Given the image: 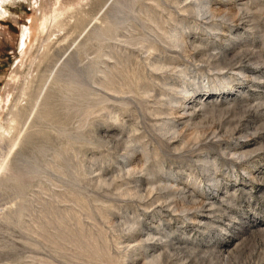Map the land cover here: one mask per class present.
Instances as JSON below:
<instances>
[{
  "label": "rangeland",
  "instance_id": "1",
  "mask_svg": "<svg viewBox=\"0 0 264 264\" xmlns=\"http://www.w3.org/2000/svg\"><path fill=\"white\" fill-rule=\"evenodd\" d=\"M0 6V264H264V0Z\"/></svg>",
  "mask_w": 264,
  "mask_h": 264
},
{
  "label": "bare ground",
  "instance_id": "2",
  "mask_svg": "<svg viewBox=\"0 0 264 264\" xmlns=\"http://www.w3.org/2000/svg\"><path fill=\"white\" fill-rule=\"evenodd\" d=\"M6 2V0H0V5L1 4H3V3H5ZM1 7V6H0ZM1 11V10H0ZM45 82V81H44ZM44 85H45V83L43 84V86H41V89H40V91L38 92V95L40 94V92H41V90H42V87H44ZM37 95V96H38ZM36 96V99H35V101H34V103L32 104V107H31V110L29 111V113H28V118L31 116V114H32V112H33V109H34V107H35V104H36V102H37V100H38V97ZM40 98V97H39ZM16 108H17V110L15 111V114H14V117L15 118H17L18 120H22V118L24 117V113H25V111L27 110V104L26 103H24V104H20V103H16L15 105H14ZM20 121H18V122H20ZM13 122H15V123H13ZM17 123H16V120L14 121V119L13 120H9V126H15ZM13 129H15L14 127H11V128H9L8 130H6L3 126H1L0 127V142L3 140V139H5V137H11V135H10V130H13ZM13 146H14V144L13 145H11V148L10 149H12L13 148Z\"/></svg>",
  "mask_w": 264,
  "mask_h": 264
}]
</instances>
